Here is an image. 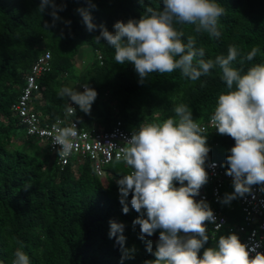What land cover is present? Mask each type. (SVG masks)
Masks as SVG:
<instances>
[{
  "label": "trees",
  "instance_id": "obj_1",
  "mask_svg": "<svg viewBox=\"0 0 264 264\" xmlns=\"http://www.w3.org/2000/svg\"><path fill=\"white\" fill-rule=\"evenodd\" d=\"M55 2L65 5L58 12L60 20L53 19L50 6L41 12V0H0V264H11L17 248L29 256L31 264H144L155 258L147 246L150 241L155 250L153 237H159V230L140 239L139 225L133 226L139 214L131 206V193L126 198L129 212L122 211L117 181L129 173V167L123 161H113L105 168L106 185L89 159L76 168L73 163L59 165L56 156L53 161L43 156L36 145L39 140L26 135L15 108L26 78L36 61L49 52V70L38 81L42 105H35L41 123L62 117L74 103L58 95L73 80L72 89L81 92L87 83L97 92L90 114L77 106L71 116L82 128L109 131L119 120L133 133L143 122L174 117L173 109L178 104L187 105L199 124L209 122L219 94L228 91L222 71L216 66L195 82L179 70L154 72L141 83L131 63L117 64L114 48L103 39L100 44L93 41L99 28L88 32L77 11H89L94 24L112 31L118 20L126 23L140 19L145 7L162 8V0ZM216 2L225 9L218 20L220 37L197 33L194 25L176 24L184 32V43L192 37L195 47L204 49L203 58L213 60L217 55L226 56L230 45L236 46L240 55L233 66L245 71L264 63V0ZM253 47L260 49L257 56L241 64ZM85 49L93 52L88 61ZM80 68L85 80L79 86ZM206 135L210 151L205 165L217 160L228 168L226 158L234 139L214 131ZM205 185L210 189L209 179ZM228 186L223 196L234 191ZM216 207L228 218L229 225L245 224L241 197ZM110 221L124 225V249L129 250L130 258L122 260L123 249L116 238H109ZM206 228L209 240L204 248L215 246L221 235H228L225 229L214 235L210 222H206Z\"/></svg>",
  "mask_w": 264,
  "mask_h": 264
},
{
  "label": "clouds",
  "instance_id": "obj_2",
  "mask_svg": "<svg viewBox=\"0 0 264 264\" xmlns=\"http://www.w3.org/2000/svg\"><path fill=\"white\" fill-rule=\"evenodd\" d=\"M162 4L163 7L159 9L145 7L138 20L129 19L126 23L116 21L112 31L103 24H94L89 11L82 8L77 11L88 32L99 28V35L94 36L93 41L97 44L102 39L106 41L115 50L117 64L131 63L141 83L151 73L164 74L175 70L195 82L219 66L222 71L221 79L228 91L219 94L209 122L199 124L193 119L192 111L187 105L178 104L173 109L174 117L162 122L141 123L136 131L131 132V138L125 143L126 147L121 149L122 157L114 156L101 167L100 172L96 161L86 154H73L67 164H62L60 156L70 154L72 141L78 135L74 122L78 124L80 131L108 132L86 130L71 117L77 106L84 113L90 114L97 92L87 83L81 87V92L64 87L58 95L61 98L67 97L74 103L62 117L41 123L35 106L39 103L37 96L41 90L38 82L39 89L34 92L30 102L31 112L37 116L41 127L53 125L56 132L53 144L59 145L60 149L52 150L50 140L29 134L28 126L20 116L26 135L39 142L45 141L48 150L54 153L58 164L63 167L73 163L78 168L84 160L89 159L94 171L106 185L105 168L113 161L126 163L129 173L117 181L122 211L124 214L129 212L126 198L131 193V206L139 214L133 221V226L139 225L140 239L151 237L159 230V237H153L155 250L153 251L150 241L147 246V251L155 258L145 260L144 264H264V253L257 251L259 245L249 248L242 243L246 234L239 233L240 226L247 227L243 197L252 194L254 185H259L260 191L264 192V63L254 64L245 71L242 67L233 66L240 55L236 46L230 45L226 56L217 55L213 60L203 58L204 49H197L192 37H188V42L184 43V32L178 30L176 24L194 25L197 33L207 32L215 38L220 37L218 20L225 9L216 0H162ZM48 6L53 9V19L60 20L58 12L63 11L65 5H57L55 0H41L39 9L43 12ZM66 23L70 25L71 21ZM259 51V47H253L240 63L243 64L245 60L253 61ZM71 122L73 123L69 125ZM61 124L65 127H59ZM211 131L228 135L235 141L230 149L231 154L226 158L228 168L221 166L217 160H210L205 165L210 151L206 134ZM212 162L217 163L219 169L225 170L226 175L233 178L232 183L222 182L218 202L212 197L215 183L209 174ZM208 179L211 182L210 189L205 185ZM177 183L179 187L176 186ZM228 185L233 186L234 191L223 196V190ZM202 188L208 197L206 201H198L196 198ZM237 197H241L245 224L232 226L216 206L220 203L227 204ZM213 211L225 219L224 225L219 229L214 228ZM206 222L212 224L214 235L224 229L228 235H221L215 246L204 248L209 240ZM123 229V224L110 221L109 238H116L123 249L122 260L130 258L129 250L124 249L126 237L122 234ZM202 248L204 250L201 256ZM11 264H31V261L21 248H17Z\"/></svg>",
  "mask_w": 264,
  "mask_h": 264
},
{
  "label": "built area",
  "instance_id": "obj_3",
  "mask_svg": "<svg viewBox=\"0 0 264 264\" xmlns=\"http://www.w3.org/2000/svg\"><path fill=\"white\" fill-rule=\"evenodd\" d=\"M51 55L49 52L45 53L36 63L33 65L31 73L27 76V85L23 89V92L16 104L15 108L23 118V122L28 126V133L31 135H37L40 138H45L51 141V149H60L59 145H54V136L56 132L52 126L43 128L39 125L37 116L31 112L30 102L32 96L36 90L39 89L38 79L45 71L49 70V60ZM101 59V57H100ZM71 122L69 125H71ZM78 128V135L73 139V148L69 155L60 156L62 164H67L69 157L73 154L89 155L96 161V167L98 172L105 164L109 163L114 156L116 158L122 157L121 149L126 147L125 143L131 138L132 133L127 132L122 128V123L118 121L112 130L108 132H93L88 133L80 131L78 124L74 122ZM68 125V126H69ZM212 127V123H210ZM59 127H65L63 124ZM202 127H206L202 125ZM207 128V127H206ZM208 129V128H207ZM209 174L212 177L214 183L212 197L215 202L220 199V187L223 181L232 183L233 178L226 175L225 170L218 168L217 163L212 162L209 165ZM197 200H207L208 197L204 192V189H200L199 195L196 196ZM244 204V212L246 214V226L239 227V233H245L246 237L242 240V243L247 244L249 248L259 245L257 251L264 253V192L260 191L259 185L252 187V194H246L242 200ZM215 216L214 228H221L225 219L213 211ZM219 226V227H217ZM233 231V229H231ZM254 256L255 253H252Z\"/></svg>",
  "mask_w": 264,
  "mask_h": 264
},
{
  "label": "rangeland",
  "instance_id": "obj_4",
  "mask_svg": "<svg viewBox=\"0 0 264 264\" xmlns=\"http://www.w3.org/2000/svg\"><path fill=\"white\" fill-rule=\"evenodd\" d=\"M83 53H85V56L87 57V61H88V59L90 60L92 57H93V52H91L89 49L87 50V49H85L84 51H83ZM81 69L82 68H80V70H79V73H78V84H79V86H80V84L82 83V82H84V80H85V76L82 74V71H81ZM73 80H70V81H68V88H71V87H73ZM37 99L39 100V103L41 104V101H40V99H41V96L40 95H38L37 96ZM37 146V148H41L42 150V154H43V156H48L49 158H50V161H53V160H55V155H51V154H49L48 152H47V150H46V142L45 141H41V142H38V144H36Z\"/></svg>",
  "mask_w": 264,
  "mask_h": 264
}]
</instances>
